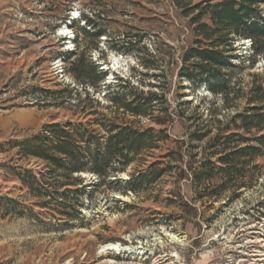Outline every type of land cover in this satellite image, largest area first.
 Listing matches in <instances>:
<instances>
[{"label": "rangeland", "instance_id": "obj_1", "mask_svg": "<svg viewBox=\"0 0 264 264\" xmlns=\"http://www.w3.org/2000/svg\"><path fill=\"white\" fill-rule=\"evenodd\" d=\"M201 1H48L41 18L31 19V26L25 23L19 34L9 32L0 43V264H264V154L245 167L239 164L237 184L246 182L242 188L219 171L223 165L217 161L211 189L223 186L219 197L204 191L205 182L190 177L203 170L210 140L221 129L252 138L264 133L237 129L232 120L251 105L253 88L264 86V56L250 64V40L238 38L235 50L228 52L234 65L222 71L233 79L227 100L181 76V56L196 27L191 18L197 11H186ZM203 21L209 22L208 17ZM67 26L71 33L62 34ZM97 30L103 35L95 36ZM72 51L84 52V64L91 61L104 72L100 92L87 87L99 104L90 101L71 69L79 54L63 57ZM118 89L127 98L135 91L157 92L161 109L168 108L173 117L157 112L166 118L158 124L117 109L109 95ZM103 115L134 128L167 131L156 133L161 138L155 147L120 172L122 183L101 184L95 173L83 172V182L67 186L80 189L68 197L82 203L81 213L68 208L70 215L60 214L56 207L61 195H45L59 186L60 172L36 157L21 156L7 142L28 138L53 122H83L105 133L96 122ZM196 126L213 131L192 140ZM181 148L182 162L163 157ZM192 152L197 153L194 162ZM157 160H163L159 180L139 194L121 191L131 174ZM24 170L39 179L33 189L15 174ZM39 191L41 196L35 194ZM112 242L121 249L104 248Z\"/></svg>", "mask_w": 264, "mask_h": 264}, {"label": "trees", "instance_id": "obj_2", "mask_svg": "<svg viewBox=\"0 0 264 264\" xmlns=\"http://www.w3.org/2000/svg\"><path fill=\"white\" fill-rule=\"evenodd\" d=\"M176 1L179 3V0ZM262 6H264V0H220L215 4L213 0H203L189 6L186 13L197 11V14L191 18L196 27L193 29L192 44L181 56L183 63L181 76L186 77L196 86L207 85L213 94L224 96L227 100L233 79L222 71L234 65L233 56L228 52L235 50V40L243 38L251 41V53L248 60L252 66L260 56H264V8H261ZM203 17H208L209 22L203 21ZM88 22L93 24V20L89 18ZM81 29L89 33L86 27ZM101 35H103L102 30L95 32V36ZM76 54H79V57L71 61V69L75 77L84 85L86 96L92 103L99 104L98 98L95 94H91L87 87L91 85L95 92H100L99 83L104 79L105 74L91 61L84 64V52L72 51L63 54V57L68 60ZM253 90L254 94L249 99L251 105L244 112L237 113L232 120L237 129H244L250 133L256 129L257 134H260L264 131V86L257 85ZM109 96L117 109H123L135 116H148L158 124H164L166 118L155 115L157 112H163L169 118L173 117L168 108L161 109L159 103L162 96L157 92L135 91L131 98H127V94L118 89ZM196 115L199 119L204 117L200 107ZM114 119L107 118L106 115L96 119L105 133L88 129L83 122H53L45 124L40 131L28 138L21 141L10 140L7 143L9 146L18 147L21 156L36 157L43 160L53 171H59L60 174L56 176L59 186L55 187L53 192H45V195H52V199H56V195H61L62 199H57L56 207L60 214L70 215L68 208L81 213L82 203L68 197L69 194H77L80 189L68 188V185H73L76 181L83 182L82 173L86 171L95 173L101 184L106 181L110 184H114L115 181L122 183L121 178H118L120 172L126 171L145 149L155 147L157 140L161 138L156 133L162 134L167 131V128L157 130L154 127L138 129L117 123ZM238 119L241 120V124L237 123ZM204 129L205 131L201 132ZM212 131V128L196 126L191 134L192 140L200 141ZM223 133L224 129H221L219 134L210 140L211 151L205 158L203 170L194 172L190 176L196 183L205 182L204 191L216 197L221 195V189L224 188L219 186L215 190L211 189L212 182L216 178L217 161L223 165L219 167V171L225 172L229 179H234V186L242 188L246 182L237 184L239 164L243 163L245 167L246 164H251L257 157L264 154V133L259 136L255 134L254 138L243 136L239 132ZM103 138H105L104 143ZM253 139L256 144L252 143ZM191 148H198V145L191 144ZM196 155V152H192L191 161L196 160ZM163 157L182 162L183 150L182 148L172 150ZM213 157H217V160L214 161ZM162 163L163 160H157L148 168L131 174L121 191L139 194L145 187L161 178L164 170L159 169V165ZM76 173L77 176H75ZM15 174L23 184L32 189L39 182L32 170L15 172ZM112 177L117 178L112 179ZM59 188L64 190L60 191ZM37 193L35 192L36 195L41 196L42 192Z\"/></svg>", "mask_w": 264, "mask_h": 264}, {"label": "crops", "instance_id": "obj_3", "mask_svg": "<svg viewBox=\"0 0 264 264\" xmlns=\"http://www.w3.org/2000/svg\"><path fill=\"white\" fill-rule=\"evenodd\" d=\"M48 1L54 3L55 0H4L0 5V43L5 41L9 32L24 31L25 23L29 22L28 26H31V19L36 22L41 18ZM13 25L14 29L9 28Z\"/></svg>", "mask_w": 264, "mask_h": 264}, {"label": "bare ground", "instance_id": "obj_4", "mask_svg": "<svg viewBox=\"0 0 264 264\" xmlns=\"http://www.w3.org/2000/svg\"><path fill=\"white\" fill-rule=\"evenodd\" d=\"M78 17V16H77ZM76 17V18H77ZM62 30H63V32H62V34H66V33H71V29L67 26V27H64V28H62ZM174 237V236H173ZM175 239H177V238H175ZM104 248L105 249H107V250H119V249H121L120 248V244L118 245L117 243H109V244H107V245H104ZM126 251V250H125ZM135 251V250H134ZM133 251V252H134ZM123 252V251H122ZM132 252V251H131Z\"/></svg>", "mask_w": 264, "mask_h": 264}, {"label": "built area", "instance_id": "obj_5", "mask_svg": "<svg viewBox=\"0 0 264 264\" xmlns=\"http://www.w3.org/2000/svg\"><path fill=\"white\" fill-rule=\"evenodd\" d=\"M4 0H0V5H1V3L3 2ZM71 19H77V18H74V17H71Z\"/></svg>", "mask_w": 264, "mask_h": 264}]
</instances>
